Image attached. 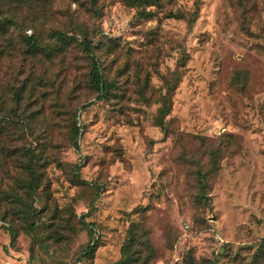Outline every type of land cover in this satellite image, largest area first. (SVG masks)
Here are the masks:
<instances>
[{
	"label": "rangeland",
	"instance_id": "obj_1",
	"mask_svg": "<svg viewBox=\"0 0 264 264\" xmlns=\"http://www.w3.org/2000/svg\"><path fill=\"white\" fill-rule=\"evenodd\" d=\"M0 15L15 21L0 33V264H113L133 223L151 264H264V0H0Z\"/></svg>",
	"mask_w": 264,
	"mask_h": 264
},
{
	"label": "trees",
	"instance_id": "obj_2",
	"mask_svg": "<svg viewBox=\"0 0 264 264\" xmlns=\"http://www.w3.org/2000/svg\"><path fill=\"white\" fill-rule=\"evenodd\" d=\"M15 24L13 17L1 16L0 15V33H5L7 27H12ZM30 24L29 21H22V28H26ZM55 38H57L60 43H67L68 36L65 33L58 31L53 32ZM25 45L28 48L29 52H35L40 47L38 45L37 37L33 33L30 36H26ZM82 51L88 55L90 59V70H89V82L91 87L96 93V99L102 100L109 94V86L103 79L101 68L95 57L92 55L91 45L88 41L84 40L81 42ZM169 105L167 101L160 103V106L157 110L156 125L162 129V119L168 114ZM0 117V132L4 131V121ZM77 134V133H76ZM30 169V168H29ZM31 174V180L28 183V194L35 190L39 182V176L33 173V170H29ZM16 197V196H15ZM16 203L20 206V212L26 220H30L28 232H31L33 227L36 225L38 216L36 211L31 209L32 207L28 205L27 201L24 198L17 197L15 199ZM11 239H14L15 234L11 226L8 227ZM96 249L95 240H92L86 247L84 254H93ZM153 247L148 239L144 230L136 226L135 223L131 224L127 229L126 238L120 247V258L113 264H151V259L153 258L152 254Z\"/></svg>",
	"mask_w": 264,
	"mask_h": 264
}]
</instances>
